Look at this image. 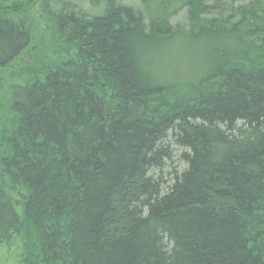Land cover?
Returning <instances> with one entry per match:
<instances>
[{"label": "trees", "instance_id": "1", "mask_svg": "<svg viewBox=\"0 0 264 264\" xmlns=\"http://www.w3.org/2000/svg\"><path fill=\"white\" fill-rule=\"evenodd\" d=\"M35 3L49 36L0 110V264H264V0H182L186 28ZM13 13L0 69L33 36ZM184 34L207 62L179 82L151 57Z\"/></svg>", "mask_w": 264, "mask_h": 264}, {"label": "rangeland", "instance_id": "2", "mask_svg": "<svg viewBox=\"0 0 264 264\" xmlns=\"http://www.w3.org/2000/svg\"><path fill=\"white\" fill-rule=\"evenodd\" d=\"M4 1V0H2ZM17 1V0H16ZM28 1V4H27ZM38 0H36L37 2ZM76 2L77 7L86 14L93 15L99 14L104 8V0H70ZM208 4L217 5L225 4V2L231 3L232 0H205ZM245 0H233L235 4L242 3ZM12 2L11 0H5V3ZM116 2L133 6L148 16L150 13L159 14L160 12L167 13L168 21L172 27L184 26L188 21L187 9L181 5L182 0H116ZM2 2H0L1 4ZM31 4V5H30ZM31 7H30V6ZM9 7H2L0 10L9 9L13 13L14 17L28 16L32 21L33 36L31 43L26 47L20 56L10 65L0 69V110L3 107L4 97L6 96V88L9 83L23 80V76L26 74L28 68L36 65L35 57L40 53V46L45 39H48L49 32L46 22L36 14L37 8L35 0H18L14 5H8ZM27 7V8H26ZM217 10V8H215ZM24 13V14H23ZM182 28V27H181ZM182 35L171 42L168 47L164 49V53L157 58L151 57L153 60L152 68L155 67L160 74H170L169 78L176 77L179 82L191 79L190 77H199L201 69L206 65L207 57L202 52L205 45H201V41L186 37ZM31 65V66H30ZM32 69V68H31ZM175 74V75H174ZM191 75V76H190ZM176 80V79H175ZM182 80V81H181ZM20 82V81H19ZM3 257V256H2ZM13 258V254L11 256ZM5 258L1 261L2 264H13V259ZM1 259V254H0Z\"/></svg>", "mask_w": 264, "mask_h": 264}]
</instances>
